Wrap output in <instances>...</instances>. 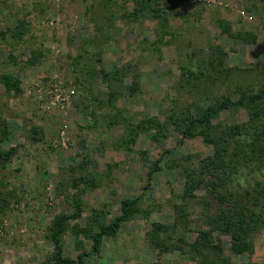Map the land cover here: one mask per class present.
Returning a JSON list of instances; mask_svg holds the SVG:
<instances>
[{
    "label": "rangeland",
    "instance_id": "rangeland-1",
    "mask_svg": "<svg viewBox=\"0 0 264 264\" xmlns=\"http://www.w3.org/2000/svg\"><path fill=\"white\" fill-rule=\"evenodd\" d=\"M263 4L0 0V78L21 82L19 93L0 82V264H52L62 216L72 217L63 256L77 261L136 197L141 211L84 264H264V166L235 142L216 159L181 122L197 105L262 89ZM249 112L212 122L240 124ZM252 213L263 223L253 252L236 254L239 218L249 225ZM153 223L165 226L160 240Z\"/></svg>",
    "mask_w": 264,
    "mask_h": 264
},
{
    "label": "trees",
    "instance_id": "trees-1",
    "mask_svg": "<svg viewBox=\"0 0 264 264\" xmlns=\"http://www.w3.org/2000/svg\"><path fill=\"white\" fill-rule=\"evenodd\" d=\"M264 12V4L262 5ZM20 33H16L19 36ZM100 59V58H99ZM101 60H99L100 62ZM105 79L110 78V74L105 71L102 72ZM119 74L120 71H117ZM117 74V75H118ZM114 76V75H113ZM198 78V77H197ZM196 78V79H197ZM0 82L10 92H21L18 79H15L11 75H5L0 78ZM199 85L194 83L191 91L198 89ZM135 89V88H133ZM248 92V93H247ZM209 100V99H207ZM264 83L262 89L257 93L252 94L248 88V91L241 94L236 101H232L231 97L226 96L222 100L216 103H210L205 108L200 105L196 106V115H192L190 111L186 112V115L182 117L183 130L182 134L184 138L194 136L195 131L200 129L202 135H204L207 143L214 145L215 158L220 159L230 155L229 143L235 142V147L232 149L236 152L250 153L252 157L260 162V165L264 166ZM263 106V107H262ZM246 107L250 110L249 119L246 122L240 124H234L232 126H222L221 124H215L212 120L219 115L220 112L232 109ZM160 167L155 163L153 169L148 173V179L152 178L154 172L159 171ZM217 174H220L219 167H216ZM220 180L224 181V179ZM263 190L264 187L259 185ZM259 188V189H261ZM264 192V191H263ZM261 193V191H259ZM142 197H136L132 199H125L121 205V214L117 216L109 225H104L100 230L92 237V250L90 253L79 254L77 261L63 256V248L61 246V237L65 232V224L72 217H59L54 222V230L50 235V239L55 248L54 261L52 264H84L85 257H89L92 254H98L101 251L103 238L105 236H116L123 223L129 220L136 212H140V205L142 203ZM239 205L233 204V209L237 213ZM245 218L240 219L238 227L234 232V244L233 251L236 254L252 253L253 244L250 240L251 233L257 231L259 226L263 223L258 218L257 214L252 213V223L246 225ZM233 224V223H232ZM153 233L156 240H160L161 233L164 231L165 226L160 223L152 224ZM156 246V245H155ZM159 244L158 247L159 248ZM194 251H197L196 249ZM201 254V253H198ZM218 258V256H217ZM212 263V259L210 261Z\"/></svg>",
    "mask_w": 264,
    "mask_h": 264
}]
</instances>
